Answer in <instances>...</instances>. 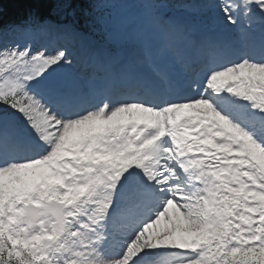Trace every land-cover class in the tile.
<instances>
[{"label": "snow or ice", "instance_id": "6c2138e0", "mask_svg": "<svg viewBox=\"0 0 264 264\" xmlns=\"http://www.w3.org/2000/svg\"><path fill=\"white\" fill-rule=\"evenodd\" d=\"M15 2L0 264H264V0Z\"/></svg>", "mask_w": 264, "mask_h": 264}, {"label": "trees", "instance_id": "16d2710c", "mask_svg": "<svg viewBox=\"0 0 264 264\" xmlns=\"http://www.w3.org/2000/svg\"><path fill=\"white\" fill-rule=\"evenodd\" d=\"M92 0H75L72 5V9L75 14L83 11L87 13L92 11ZM52 5L48 4H36L27 2H15V0H0V8H2L3 22L5 24L9 22L18 21L21 17L25 16L29 11H37L42 17H50V8ZM81 16H84L81 14ZM55 19L54 16L50 17ZM69 18H71L69 16Z\"/></svg>", "mask_w": 264, "mask_h": 264}, {"label": "rangeland", "instance_id": "374dc122", "mask_svg": "<svg viewBox=\"0 0 264 264\" xmlns=\"http://www.w3.org/2000/svg\"><path fill=\"white\" fill-rule=\"evenodd\" d=\"M111 6V5H109ZM127 7L134 8V9H139L140 5H128Z\"/></svg>", "mask_w": 264, "mask_h": 264}]
</instances>
